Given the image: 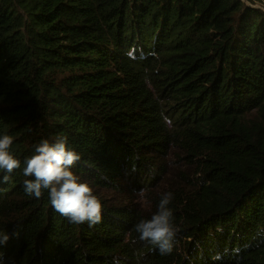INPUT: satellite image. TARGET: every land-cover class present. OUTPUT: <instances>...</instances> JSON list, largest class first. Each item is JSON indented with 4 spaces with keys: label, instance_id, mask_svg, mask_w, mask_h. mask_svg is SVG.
I'll return each instance as SVG.
<instances>
[{
    "label": "trees",
    "instance_id": "16d2710c",
    "mask_svg": "<svg viewBox=\"0 0 264 264\" xmlns=\"http://www.w3.org/2000/svg\"><path fill=\"white\" fill-rule=\"evenodd\" d=\"M5 133L21 166L0 170L2 264H264V9L252 2L0 0ZM60 137L96 190H147L180 153L196 173L169 205L171 254L140 240L145 218L125 205L102 201L90 227L47 190L25 192V159Z\"/></svg>",
    "mask_w": 264,
    "mask_h": 264
},
{
    "label": "clouds",
    "instance_id": "9594fccd",
    "mask_svg": "<svg viewBox=\"0 0 264 264\" xmlns=\"http://www.w3.org/2000/svg\"><path fill=\"white\" fill-rule=\"evenodd\" d=\"M12 144L11 135H0V170L8 174L21 166L20 160L10 150ZM80 158L79 153L69 148L67 137L57 138L54 142L42 139L35 146L33 154L24 161L23 175L32 178L24 181V187L28 195L36 198L47 190L56 212L72 223H87L91 227L102 221L103 204L94 194L90 182L81 180L71 170ZM3 179L7 181L9 176L5 175ZM138 195L144 199L145 190L141 189ZM173 198L172 192H165L156 212L149 219L139 220L134 227L140 240L158 247L161 255L171 254L174 248L177 229L173 223V210L169 207ZM8 239L7 233L0 232V245Z\"/></svg>",
    "mask_w": 264,
    "mask_h": 264
},
{
    "label": "rangeland",
    "instance_id": "374dc122",
    "mask_svg": "<svg viewBox=\"0 0 264 264\" xmlns=\"http://www.w3.org/2000/svg\"><path fill=\"white\" fill-rule=\"evenodd\" d=\"M243 2H252L254 6L264 9L261 0H241ZM261 4V5H260ZM180 153L175 150L171 152L165 161V174L161 179L152 184L145 190V198L141 199L138 195L140 190L132 189L129 184H124L120 191L112 189H93L101 202L105 201L109 205L123 206L131 213L145 219H149L156 212L159 200L165 192H172L174 195L171 203L176 199L184 200L190 192L189 180L196 173L193 167L187 166L180 159ZM128 236L126 237V241Z\"/></svg>",
    "mask_w": 264,
    "mask_h": 264
}]
</instances>
